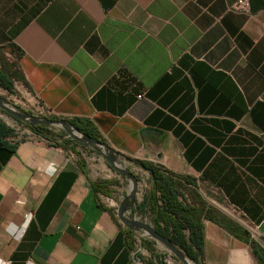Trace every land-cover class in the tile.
<instances>
[{"label": "crops", "instance_id": "crops-1", "mask_svg": "<svg viewBox=\"0 0 264 264\" xmlns=\"http://www.w3.org/2000/svg\"><path fill=\"white\" fill-rule=\"evenodd\" d=\"M232 4L0 0V60L42 119H87L119 161L191 176L245 231L204 222L203 264L264 255V0L245 14ZM33 134L0 149V264H143L115 220L116 173ZM104 181L110 196L93 189Z\"/></svg>", "mask_w": 264, "mask_h": 264}, {"label": "trees", "instance_id": "trees-1", "mask_svg": "<svg viewBox=\"0 0 264 264\" xmlns=\"http://www.w3.org/2000/svg\"><path fill=\"white\" fill-rule=\"evenodd\" d=\"M12 52L16 55L15 51ZM1 61L0 87L11 91L12 81L18 80V77L11 67L6 66ZM49 120L63 121L81 135L100 139L98 131L87 119H65L52 116L49 117ZM26 127L31 132L37 133L47 140L54 141V144L58 146L75 151L74 142L67 138L65 134L58 135V141H55L48 135L49 127L47 126ZM14 137L13 131L6 124L0 122V149L12 151L14 146L9 145V143H14ZM131 162L133 166L147 172L150 179V187L143 200L138 204L137 211L142 215L148 214L154 231L165 237L172 246L179 249L193 264H203L204 222L214 223L236 237L245 233L244 230L239 229L202 199L196 189V181L191 176L174 173L160 165H154L146 161L131 160ZM115 184V181L94 182L93 189L96 193L110 196L111 190L108 187ZM115 220H117L116 217ZM125 239L128 249L133 251L135 249L134 232L125 229ZM141 246L152 255V259L143 260V264H164L161 262L162 256L154 253L149 243L142 241ZM259 264H264L263 254H259Z\"/></svg>", "mask_w": 264, "mask_h": 264}, {"label": "rangeland", "instance_id": "rangeland-1", "mask_svg": "<svg viewBox=\"0 0 264 264\" xmlns=\"http://www.w3.org/2000/svg\"><path fill=\"white\" fill-rule=\"evenodd\" d=\"M1 60L0 61L4 62L6 66H12L10 62H6L3 59ZM37 103H39L38 100L36 99L34 101L31 95L26 92L25 86L24 88H22L19 84H16L12 81L11 91L4 90L0 87V122L6 124V126L9 128L11 126H15L20 127L21 130L27 129L26 126L30 125L23 121L24 117L42 118L41 115H43V113L40 115L36 110L38 107ZM4 108L10 110L13 114L8 113ZM49 132L55 133L57 135L65 134L66 136H68L65 130L59 127H51L49 129ZM68 138L74 142V146L81 154V156L85 158L88 162H90L92 165L98 164L96 161H93V154H97V156H100L102 158V163L104 165H108V169L116 173L119 178V180L117 181L119 184L117 185L118 192L114 195L115 197H120L123 200L127 197L128 194H132V185H130L131 181L127 173H132L135 176L138 187L136 195L134 196V200L131 202V208L127 209V217L130 220L135 219L138 222L147 224L152 227L150 216L148 214L142 215L137 211L138 204L143 200L146 192L148 191V188L150 187L149 180L146 174H142L141 169L132 166V164L128 163L127 161L121 162L119 160L114 159L112 160V163L118 169H121L123 171L122 173L115 172L114 169L110 167L103 154L101 155L100 152L91 149L89 144L76 141L71 137ZM114 214L117 217L116 210ZM134 236L136 256H139L146 261L152 259L151 253L146 251L141 246V242L146 241L150 244V248L153 250L154 253L162 256L161 262H163L164 264H185L167 246L155 240L149 233L141 230H135ZM181 254L183 255L188 264H193L184 256L182 252Z\"/></svg>", "mask_w": 264, "mask_h": 264}, {"label": "water", "instance_id": "water-1", "mask_svg": "<svg viewBox=\"0 0 264 264\" xmlns=\"http://www.w3.org/2000/svg\"><path fill=\"white\" fill-rule=\"evenodd\" d=\"M8 113L13 114L10 110L4 108ZM17 116V115H16ZM24 122H26L27 124H29L31 127L32 126H36V125H43V126H47V127H59L63 130H65V132L68 134V137H71L72 139H75L76 141H80L82 143H86L89 144L90 148L98 151L100 153H102L105 158L106 161L108 162V164L110 165L111 168L114 169L115 172L118 173H122L123 171L121 169H118L113 163L112 160H118L117 158V154L112 151L111 149H109L105 143H103L101 140L99 139H93V138H88L85 135H81L77 130L69 127L68 125H66L63 121H55V120H49V119H42V118H34V117H24L23 119ZM146 132H150V131H146ZM80 136L82 137L84 140H79V138L76 136ZM128 163L132 164L131 160L127 161ZM127 175L130 178V185H132V194L131 195H127V197L125 199H123L120 204L117 207L116 210V214H117V218L119 220V222L125 226L127 229L132 230L133 232L135 230H141V231H145L147 233H149L155 240H157L158 242L164 244L165 246H167L174 254H176L185 264H188L185 260V258L183 257V255L181 254L180 250L177 249L176 247L172 246L165 237L157 234L154 231L153 226L150 227L147 224L141 223L134 220H130L128 217H126L127 214V209L131 208V202L134 200V196L136 195V191H137V181L135 176L132 173H127ZM129 185V186H130ZM185 256V255H184ZM186 257V256H185Z\"/></svg>", "mask_w": 264, "mask_h": 264}, {"label": "built area", "instance_id": "built-area-1", "mask_svg": "<svg viewBox=\"0 0 264 264\" xmlns=\"http://www.w3.org/2000/svg\"><path fill=\"white\" fill-rule=\"evenodd\" d=\"M231 10L238 12V13H241V14L248 13L249 0H233ZM116 77H118V75H114L113 77H111V79L105 85L109 84L112 81V79H114ZM142 98H143V93L137 95V99L141 100ZM10 129L13 131V133L15 135V137L13 138V141L14 140L19 141L21 139L30 140V139H32V137L34 135L33 132H31L29 129H22L21 130L20 127H15V126H11ZM235 219L238 221V223L241 225V227L243 229H245L251 235V237H254L255 227L253 226L252 223H250L246 219H242V218H238V217H235Z\"/></svg>", "mask_w": 264, "mask_h": 264}, {"label": "bare ground", "instance_id": "bare-ground-1", "mask_svg": "<svg viewBox=\"0 0 264 264\" xmlns=\"http://www.w3.org/2000/svg\"><path fill=\"white\" fill-rule=\"evenodd\" d=\"M78 138H79V140H84L82 137H80V136H78V135H76ZM85 141V140H84Z\"/></svg>", "mask_w": 264, "mask_h": 264}]
</instances>
